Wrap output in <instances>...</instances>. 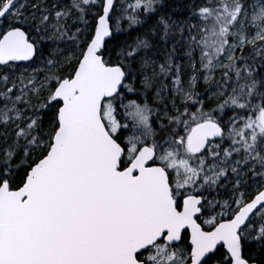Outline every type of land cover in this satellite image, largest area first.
Returning <instances> with one entry per match:
<instances>
[{
    "label": "snow or ice",
    "instance_id": "obj_1",
    "mask_svg": "<svg viewBox=\"0 0 264 264\" xmlns=\"http://www.w3.org/2000/svg\"><path fill=\"white\" fill-rule=\"evenodd\" d=\"M0 264H264V0H0Z\"/></svg>",
    "mask_w": 264,
    "mask_h": 264
}]
</instances>
